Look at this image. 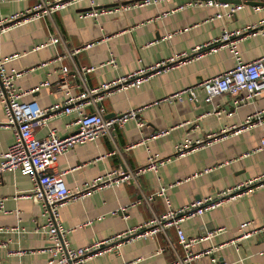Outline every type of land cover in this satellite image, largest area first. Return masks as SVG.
I'll list each match as a JSON object with an SVG mask.
<instances>
[{
    "label": "crops",
    "instance_id": "crops-1",
    "mask_svg": "<svg viewBox=\"0 0 264 264\" xmlns=\"http://www.w3.org/2000/svg\"><path fill=\"white\" fill-rule=\"evenodd\" d=\"M36 1L3 0L0 17L24 11ZM128 1L94 0L93 7H113ZM256 1L262 4L243 2L242 8L230 18H210L219 7L193 4L191 0H151L96 15H83L90 4L88 0H80L50 16L0 31V55H13L5 64L6 69L22 71L14 79L15 85L23 90L33 89L22 99H35L43 107L65 98L63 90L56 86L64 65L69 68L68 81L72 84L78 80L74 63L97 65L85 75V85L93 87L177 54L191 56L153 72L137 86L107 95L100 102L104 116L113 117L130 108L141 109L135 118L115 125L110 134L75 143L59 154L49 168L50 172L62 171L66 185L75 189L114 168L133 170L142 166L150 154L168 157L157 170H145L130 182L98 185L89 194L65 202L60 207V218L62 225L70 228L67 239L71 246L128 235L130 229L163 212L166 204L160 195L147 200L162 185H170L166 192L171 207L177 208L264 173V148L258 147L264 134V92L236 102V96L229 93L205 100L204 91L197 88L195 101L184 97L154 103L234 65L235 58L227 46L199 53H194V48L224 30L242 29L264 19V0ZM50 35H59L60 41L46 43ZM87 43L92 44L81 48L74 54L76 57L67 55ZM237 50L243 60L264 54V34L242 33ZM111 56L114 64L107 62ZM44 81L49 85H40ZM78 90L72 87V92ZM93 109L92 105L84 107L86 112ZM256 113L261 115L260 120L240 126ZM75 117V111L56 114L46 125L37 127L35 135L43 137L50 128L66 134L76 128ZM4 121L0 102V155L14 138L13 128L4 125ZM157 130L167 132L147 138ZM211 132L224 135L176 154L178 144L206 140ZM32 186L30 177L19 171L4 170L1 174L0 197L4 206L0 210V263L47 264L48 253L43 250L47 236L35 229L37 223L44 221L40 204L21 195L30 192ZM243 221L262 229L241 239L237 246L228 243L221 247L217 252L218 264H264V185L225 200L201 215L186 218L181 226L188 236H202L223 228L192 246L193 250H201L236 236ZM177 253L181 254L182 248L174 228L169 227L154 237H126L117 248L94 254L85 264H172ZM208 263L209 256L201 255L193 264Z\"/></svg>",
    "mask_w": 264,
    "mask_h": 264
},
{
    "label": "built area",
    "instance_id": "built-area-1",
    "mask_svg": "<svg viewBox=\"0 0 264 264\" xmlns=\"http://www.w3.org/2000/svg\"><path fill=\"white\" fill-rule=\"evenodd\" d=\"M3 0H0V2ZM80 0H37L32 6L24 11L9 14L6 17H0V31L16 24L27 22L28 20L50 16L56 10L62 9L68 5ZM90 8L82 12L83 15H96L100 12H111L121 7L143 5L151 0H132L118 4L113 7L94 8V0H88ZM193 4L203 3L208 6H216L220 9L210 18H230L236 14L237 10L242 8L243 2H231L229 0H191ZM261 33L264 34V19L258 23H252L242 29L224 30L219 36L214 37L203 44L194 48V53L204 52L220 46H227L232 52L235 63L230 68L202 78L194 85L184 87L174 91L154 103L160 101L182 100L188 97L190 100H196V89L200 88L205 93V100H211L214 96L222 93H229L236 96V102H242L253 99L264 92V54L251 60H243L237 50V41L242 33ZM60 41L59 35H50L46 43H57ZM92 43L85 46L76 47L67 52L71 58L83 47H89ZM13 55H0V102L5 115L4 125L13 128L14 138L7 149L0 155V180L4 170L19 171L27 175L33 182L30 192L21 194L36 199L40 204V214L44 221L36 224L35 229L43 231L48 239V243L43 248L48 253L47 264H85L86 260L98 253L106 252L117 248L122 239L132 236L154 237L158 233L164 232L172 227L175 230L177 240L182 248V253L176 254L172 264H193L201 255L209 256L208 264H218V250L225 244L237 243L252 234H257L262 228L250 227V221H243L239 224L238 233L233 238L220 242L212 243L201 250H193L192 246L199 241L205 240L223 228L209 231L202 236H188L181 226V222L186 218L201 215L205 210L213 208L225 200L234 199L241 193L249 192L258 186L264 185V173L255 176L244 182L237 183L227 187L214 196L198 197L191 202L173 208L167 195V188L170 185H162L158 190L149 194L147 200L155 195H160L166 204V209L158 215L143 221L138 226L130 229L128 235L118 234L103 240H96L83 246H71L67 239V232L70 228L61 223L60 207L67 201L89 194L91 189L98 185H117L121 182H130L132 178L145 170H157L168 157H158L149 155L146 164L133 170L114 168L96 178L91 182H86L82 187L70 189L62 175V171L50 172L49 168L56 162L59 154L71 148L75 143L94 140L100 135L110 134L115 125L121 126L129 118H135L141 109L130 108L113 117L104 116V108L101 101L109 94L129 86H137L147 79L153 72L165 70L173 64L191 57L190 54L182 53L170 57L168 60H162L148 66H142L132 72L121 75L112 80L104 81L93 87L85 85L86 73L92 72L97 65H77L74 63V75L78 80L73 84L68 81L69 68L62 66L60 70V80L57 87L65 93V98L61 102H54L49 106H41L35 99L24 100L22 96L31 90L18 88L14 79L22 74L21 70L6 69V62ZM114 64L113 56L107 61ZM40 85H49L47 81ZM72 87L79 88L77 92H72ZM37 86L35 89H38ZM92 105V111H85L84 107ZM76 112L73 123L76 128L66 134H59L55 129L50 128L43 137H37L35 130L39 126L46 125L50 117L59 113ZM261 115L249 116L245 119L246 123L240 126H246L247 123H254L260 120ZM141 125L142 122L138 121ZM233 125L232 127H235ZM238 129V128H237ZM236 129V130H237ZM166 130H157L152 132L149 137L153 138L165 134ZM224 133L217 134L211 132L207 134L206 140H186L176 147V154H183L188 149L203 145L205 142L222 137ZM146 138V139H147ZM259 148H264V134L261 136ZM115 152V150L113 151ZM134 203V202H133ZM3 198L0 197V210L3 208ZM127 235V236H126ZM0 264H7L1 262Z\"/></svg>",
    "mask_w": 264,
    "mask_h": 264
},
{
    "label": "water",
    "instance_id": "water-1",
    "mask_svg": "<svg viewBox=\"0 0 264 264\" xmlns=\"http://www.w3.org/2000/svg\"><path fill=\"white\" fill-rule=\"evenodd\" d=\"M126 1H128V0H126ZM229 1H231V2H246V3H249V4H262V2L261 1H256V0H229ZM75 57H76V55H74ZM105 117H107V116H105Z\"/></svg>",
    "mask_w": 264,
    "mask_h": 264
}]
</instances>
